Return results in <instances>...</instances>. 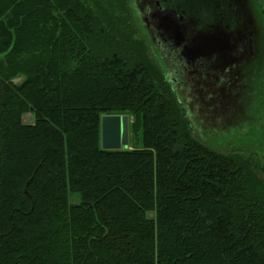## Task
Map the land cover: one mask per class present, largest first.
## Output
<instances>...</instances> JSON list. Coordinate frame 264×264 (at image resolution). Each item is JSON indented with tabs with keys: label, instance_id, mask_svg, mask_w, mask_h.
Listing matches in <instances>:
<instances>
[{
	"label": "trees",
	"instance_id": "1",
	"mask_svg": "<svg viewBox=\"0 0 264 264\" xmlns=\"http://www.w3.org/2000/svg\"><path fill=\"white\" fill-rule=\"evenodd\" d=\"M142 31L130 0H0V264H264L261 160L205 143Z\"/></svg>",
	"mask_w": 264,
	"mask_h": 264
},
{
	"label": "rangeland",
	"instance_id": "2",
	"mask_svg": "<svg viewBox=\"0 0 264 264\" xmlns=\"http://www.w3.org/2000/svg\"><path fill=\"white\" fill-rule=\"evenodd\" d=\"M190 1L191 11L197 17L196 40L185 45L181 58L176 60L173 45L179 42V34H175L177 27H168L160 21L151 0H130L142 25V35L150 47L158 50L159 60L166 65L169 76L197 118L198 135L214 149L229 153L236 148L255 156L264 166V0L243 2L244 41L252 42L249 45L246 42L241 55H233L237 59L230 57L229 49L224 54L220 46L213 44L221 41L219 38L208 40L203 33L210 16L198 4L205 5L206 0ZM165 2L168 7L174 6L173 0ZM159 36L166 37L170 45L160 44ZM224 55L226 58H222ZM201 58L208 63L207 67L197 63ZM32 120L31 114L24 116L25 123Z\"/></svg>",
	"mask_w": 264,
	"mask_h": 264
},
{
	"label": "flooded vegetation",
	"instance_id": "3",
	"mask_svg": "<svg viewBox=\"0 0 264 264\" xmlns=\"http://www.w3.org/2000/svg\"><path fill=\"white\" fill-rule=\"evenodd\" d=\"M165 1L169 0H151L156 6V13L159 14V17L161 18L160 21L165 23L168 27H177L175 34H179V42L174 44L173 48L176 49V60H178L181 58L183 47L185 45H191L193 40H196L197 28L194 20H196L197 17L194 15L195 13H192L191 11L193 2L190 0H187L186 2L185 0H173V7H168V2ZM243 2L244 0H206L204 1L205 5L198 4L200 9L203 7V9L206 10L207 17L210 16V22L206 24V28L202 29L205 36L208 40L212 37L214 39L219 38L221 41L213 44L220 46L224 54L225 50L229 49L230 53L232 52L230 57L236 59L238 57L235 56L241 55L247 46V41H244L246 14L244 13ZM194 3L195 7L196 2ZM152 8L153 6L148 8V10H151ZM253 32L254 31L251 33L253 34ZM159 37L162 38L159 42L160 44L165 47L170 45L166 37ZM251 42L252 41L247 42L248 45ZM222 58H226V55L222 56ZM202 59L203 58L199 59L197 63L207 67L208 63Z\"/></svg>",
	"mask_w": 264,
	"mask_h": 264
},
{
	"label": "water",
	"instance_id": "4",
	"mask_svg": "<svg viewBox=\"0 0 264 264\" xmlns=\"http://www.w3.org/2000/svg\"><path fill=\"white\" fill-rule=\"evenodd\" d=\"M130 119L127 115H105L101 119V139L104 150H120L130 142Z\"/></svg>",
	"mask_w": 264,
	"mask_h": 264
}]
</instances>
